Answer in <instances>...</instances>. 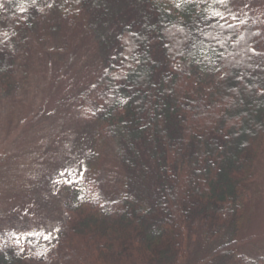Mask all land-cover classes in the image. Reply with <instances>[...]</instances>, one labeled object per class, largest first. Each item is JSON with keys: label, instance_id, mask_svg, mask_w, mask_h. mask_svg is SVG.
Masks as SVG:
<instances>
[{"label": "trees", "instance_id": "1", "mask_svg": "<svg viewBox=\"0 0 264 264\" xmlns=\"http://www.w3.org/2000/svg\"><path fill=\"white\" fill-rule=\"evenodd\" d=\"M219 1L53 0L62 23L91 11L118 27L94 95L79 105L116 142L126 176L122 195L99 209L85 206L77 182L57 253L38 264H264L238 247L264 149V36L254 17L224 15ZM2 5L12 23L0 40V88L10 92L18 33L43 11L40 0ZM188 58L191 70L177 63ZM98 161L94 150L86 175L95 179ZM0 264H28L7 233Z\"/></svg>", "mask_w": 264, "mask_h": 264}, {"label": "rangeland", "instance_id": "2", "mask_svg": "<svg viewBox=\"0 0 264 264\" xmlns=\"http://www.w3.org/2000/svg\"><path fill=\"white\" fill-rule=\"evenodd\" d=\"M52 2L40 0V23L26 34L19 31L16 87L10 92L0 88V150L6 151L0 154V236L16 238L28 264H38L47 251L57 253L53 241L66 223L65 202L77 182L88 199L85 206L99 209L122 195L126 176L116 142L78 103L81 96L93 97L95 82L114 53L118 27L113 18L100 19L91 11L62 23ZM2 3L0 40L12 23ZM217 9L238 20L254 17L264 36V0H220ZM250 61L260 66L254 57ZM177 63L193 67L192 58ZM200 73L207 75L205 69ZM94 150L99 154L95 179L85 171ZM253 191L238 247L255 258L264 256V149ZM38 236L48 238L45 248L25 245Z\"/></svg>", "mask_w": 264, "mask_h": 264}]
</instances>
